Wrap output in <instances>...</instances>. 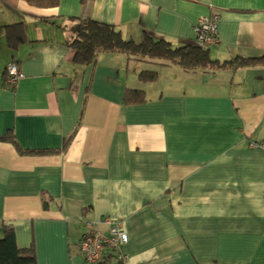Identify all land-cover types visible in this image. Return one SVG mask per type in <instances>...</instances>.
Masks as SVG:
<instances>
[{
  "label": "crops",
  "instance_id": "0c3cea01",
  "mask_svg": "<svg viewBox=\"0 0 264 264\" xmlns=\"http://www.w3.org/2000/svg\"><path fill=\"white\" fill-rule=\"evenodd\" d=\"M212 15L211 58L264 56V0H0V237L12 227L36 264H86L85 221L104 231L112 217L126 264H264V65L154 64L148 82L149 63L105 52L84 67L70 46L80 18L176 47ZM13 24L25 40L12 47ZM126 88L148 101L124 105Z\"/></svg>",
  "mask_w": 264,
  "mask_h": 264
},
{
  "label": "trees",
  "instance_id": "16d2710c",
  "mask_svg": "<svg viewBox=\"0 0 264 264\" xmlns=\"http://www.w3.org/2000/svg\"><path fill=\"white\" fill-rule=\"evenodd\" d=\"M36 7H52L57 0H27ZM82 4L87 0H81ZM73 39L70 46L74 49V61L77 65L88 66L94 64L101 53H121L127 60H139L153 63L158 66L174 65L183 71H198L216 73L220 70L235 69L240 66L264 65V56L259 58H245L236 56L230 60L220 61L211 58L209 47L200 44L197 39L188 41L182 46H172L164 38L154 40L145 35L140 42L124 39L114 26L97 22L92 19L80 18L70 27ZM22 24L8 25V43L14 46L24 41ZM141 81H155L158 78L156 69H144L138 74ZM145 91L140 89L124 90L123 104L126 106L139 105L147 102ZM11 132L2 139L10 140ZM3 235L0 237V264H36L33 245L20 248L16 244L14 231L10 226H3ZM85 261V260H84ZM117 258L114 249L107 248L100 262L94 264H126Z\"/></svg>",
  "mask_w": 264,
  "mask_h": 264
},
{
  "label": "built area",
  "instance_id": "2783aa9c",
  "mask_svg": "<svg viewBox=\"0 0 264 264\" xmlns=\"http://www.w3.org/2000/svg\"><path fill=\"white\" fill-rule=\"evenodd\" d=\"M193 29L200 44L208 46L217 42V16L200 18ZM6 75V83L12 88L23 77L16 63H10L6 67ZM258 147L264 152V142L260 143ZM102 222L107 226L104 231L98 229L96 222L85 221L84 223L86 232L79 240L78 247L85 263L100 262L107 248L114 249L119 260L128 262V255L122 250L128 240L122 221L105 217Z\"/></svg>",
  "mask_w": 264,
  "mask_h": 264
},
{
  "label": "rangeland",
  "instance_id": "374dc122",
  "mask_svg": "<svg viewBox=\"0 0 264 264\" xmlns=\"http://www.w3.org/2000/svg\"><path fill=\"white\" fill-rule=\"evenodd\" d=\"M217 36H218V34H217ZM46 37H47V35H46ZM49 37V36H48ZM218 38V37H217ZM145 63V62H144ZM148 63V62H147ZM154 64H151V63H149V64H146V68H150V69H153L155 66H153Z\"/></svg>",
  "mask_w": 264,
  "mask_h": 264
}]
</instances>
